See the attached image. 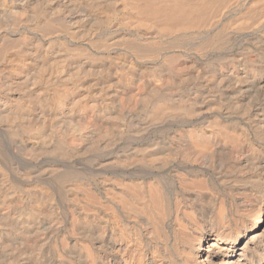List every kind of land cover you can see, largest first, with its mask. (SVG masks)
<instances>
[{
  "label": "bare ground",
  "instance_id": "1",
  "mask_svg": "<svg viewBox=\"0 0 264 264\" xmlns=\"http://www.w3.org/2000/svg\"><path fill=\"white\" fill-rule=\"evenodd\" d=\"M7 1L0 264H264V21L246 26L245 54L226 51L212 70L206 58L235 40L206 20L226 0H12L5 10ZM181 45L191 56L173 53ZM220 120L253 129L254 142L240 131L218 138L208 126ZM193 122L207 127L182 129ZM170 127L155 148L135 146ZM125 145L132 154L115 157ZM189 165L203 174L171 179V200L151 179L123 183ZM29 168L47 191L27 190ZM87 171L117 180L100 195L82 185L86 202H67L64 188Z\"/></svg>",
  "mask_w": 264,
  "mask_h": 264
},
{
  "label": "rangeland",
  "instance_id": "2",
  "mask_svg": "<svg viewBox=\"0 0 264 264\" xmlns=\"http://www.w3.org/2000/svg\"><path fill=\"white\" fill-rule=\"evenodd\" d=\"M236 0H226L225 2H224V4H222L221 5V7L219 6L215 11H212V13L211 14H209V16L206 18V20L208 21L207 23H210V22H213V21H216L217 20V27H218V29H220L221 27V30L224 32V33H222L223 34V36L225 37V35L227 34V36H233V35H235V36H233V38H235V40L233 39L230 43H228V45L227 44H225V45H222L219 49H217V50H215V51H218L217 52V54L215 53V52H213V53H211L210 55L212 56H208L207 58H206V61H205V63L212 69V70H217V69H219V68H224L225 67V65H226V63L227 62H229L228 61V58L226 57V55L228 54V52L229 51H231V53H229V54H232V55H242L243 54V52H244V54L247 52V50L250 48V47H248V45H246L247 44V42H246V40H244L245 38H244V34H245V32H247V31H245L246 30V28L247 27H251L252 28V26L253 27H255L254 25H258V24H260L262 21H264V14L262 13V12H264V5L263 4H261V3H263V2H261L260 3V1L258 2V3H256L255 2V4H254V6H252L251 7V4L250 5H247L245 8L243 7H237L235 4H236V2H235ZM262 1V0H261ZM8 2V1H7ZM5 3V10H9V7L11 8L13 5H15L14 4V2L11 0L10 2H8V3ZM228 3V4H227ZM235 3V4H234ZM233 4V5H232ZM230 5V6H229ZM8 7V8H7ZM232 7H233V9L235 10H233L232 9ZM238 8V9H236V8ZM248 7V8H247ZM221 9V10H220ZM242 9V10H241ZM249 9V10H248ZM254 9V10H253ZM237 10V11H236ZM241 10V11H240ZM245 10H246V12H245ZM217 11V12H216ZM219 11V12H218ZM241 12V13H240ZM243 12V13H242ZM1 13H2V11H1ZM246 13H248L247 15H248V17H246L247 15H245ZM249 13H250V15H249ZM240 14V15H239ZM243 14V15H242ZM253 14V15H252ZM122 15V13L121 14H119V16H121ZM256 15H258V16H256ZM263 15V16H262ZM237 16V17H236ZM251 16V18H249ZM256 16V17H255ZM261 16V17H260ZM6 16H2V14H1V22H0V28L2 29H0V47H6V44H8L9 43V40L8 39H10V41L12 40V39H14V36H12L11 38H7V37H10V36H7L6 35V33H5V30H7L8 29V27H6V25L4 26L3 25V23L2 22H5L6 20H7V18H5ZM219 19H218V18ZM255 17V18H254ZM263 17V18H262ZM242 18V19H241ZM259 18V19H258ZM262 19V21H260L261 19ZM211 19V20H210ZM239 19V20H238ZM250 20H252L251 22H250ZM257 20H259V21H257ZM241 21V22H240ZM254 21V22H253ZM257 21V23H255ZM236 22V23H235ZM248 22V23H247ZM222 23V24H221ZM240 23V24H239ZM254 23V24H253ZM27 25H29V24H23V25H16L17 27H14V29H15V31H16V33L18 32V31H23L24 29H27ZM238 25V26H237ZM256 25V26H257ZM247 26V27H246ZM220 27V28H219ZM16 28H17V30H16ZM23 28V29H22ZM242 28H243V30H242ZM20 29V30H19ZM241 29V30H240ZM9 30V29H8ZM227 30V31H226ZM237 30H239V31H237ZM241 31H242V34H241ZM245 31V32H244ZM237 32V33H236ZM228 33H230V34H228ZM233 33V34H232ZM239 33V34H238ZM237 34V35H236ZM3 35V36H2ZM4 35H5V37H4ZM241 35H243V36H241ZM7 36V37H6ZM1 37L3 38V39H1ZM224 37L222 38H220V39H224ZM7 40H6V39ZM242 38H244V39H242ZM6 41H8V42H6ZM5 42V43H4ZM229 44H231V45H229ZM3 45V46H2ZM223 46L227 49H225V48H223ZM228 46V47H227ZM230 46V47H229ZM246 49H245V48ZM224 50H223V49ZM248 48V49H247ZM172 50H173V53L174 54H176V55H179L180 54V56H182V59H186V57L188 56H191V54H192V51H193V47L191 46V45H181L180 47H174V49L172 48ZM176 50H178V51H176ZM227 51V54L225 53ZM243 51V52H242ZM179 53V54H178ZM237 53V54H236ZM182 54H184V55H182ZM214 54V55H213ZM225 54V55H224ZM222 57V58H221ZM210 58V59H209ZM214 61V62H213ZM224 61V62H223ZM223 62V63H222ZM209 63V64H208ZM212 63V64H211ZM218 63H219V65H218ZM222 65V66H221ZM219 66V67H218ZM211 124V122H208V124ZM219 123V124H218ZM228 123H231V121L230 122H228ZM226 121L224 122V121H222V120H220L219 122H217L216 123V126H219V128L218 127H216V126H214V125H211V126H208V128L210 129V131H213V133L214 134H216L217 135V137L218 138H224L225 137V135H227V138L228 139H232V138H235L236 136H238L239 134V136H241V133H242V136H243V138H245V139H248V141H250L251 140V142L253 141L254 142V140H255V138H256V135L254 134V132H253V129H249V128H246V127H244V126H242V125H239L238 123H234L233 124V128L228 124ZM191 123H187V126H185V127H182V129L183 130H185V131H193V130H197V129H199V128H205V127H207V124L205 123L204 125H203V123H201V122H199V123H194L193 122V124H191ZM202 124V125H201ZM189 125V126H188ZM223 125H224V127H223ZM222 126V128L223 129H225V131L223 130V129H221L220 127ZM236 126V127H235ZM189 129H188V128ZM198 127V128H197ZM212 127V128H211ZM226 127V128H225ZM228 127V128H227ZM171 128V129H170ZM170 128H167V130L164 132V131H161V132H159V133H155L154 135L153 134H150V135H147L146 136V139L145 140H136L134 143L136 144L135 146L136 147H138V148H142V149H144V148H147V149H151V148H155L157 145V143L158 142H160V141H164V142H166L167 140H169V139H171V138H173V136H174V134H175V132H177V131H175L177 128L175 127H170ZM219 130H218V129ZM229 128H230V130H229ZM240 128V129H239ZM242 128H243V131H242ZM191 129V130H190ZM239 129V130H238ZM169 130V131H168ZM171 130V131H170ZM228 130V131H227ZM231 130H234V133H233V131H231ZM238 130V131H237ZM245 130H246V132H245ZM251 130V131H250ZM168 131V132H167ZM175 131V132H174ZM230 131H231V133H230ZM241 133H240V132ZM222 134H221V133ZM173 133V134H172ZM219 134V135H218ZM225 134V135H224ZM247 136H246V135ZM252 134L254 135V137L252 136ZM234 135H236V136H234ZM230 136H233V137H231L230 138ZM242 136H241V138H242ZM170 137V138H169ZM247 137V138H246ZM250 137V138H249ZM157 138V139H156ZM168 138V139H167ZM220 138V139H221ZM254 138V139H253ZM165 139V140H164ZM167 139V140H166ZM155 142H156V144H155ZM155 144V145H154ZM129 146H131L132 147V145H125V146H123L121 149H122V152H121V149L120 148H118V149H116L117 151H116V155H114L115 157H129L131 154H132V151L130 150H127V149H131V147H129ZM135 146H133L132 148H134ZM150 146H152V147H150ZM154 146V147H153ZM148 147H150V148H148ZM125 152H124V151ZM119 151V152H118ZM124 152V153H123ZM123 153V154H122ZM129 153H131V154H129ZM129 155V156H128ZM174 168V169H173ZM191 166L189 165V168H185L184 170H182V171H184L183 173H182V171H177L176 170V167H169V171H167L166 173L167 174H162V175H160V174H158L157 176H146V179H145V177H138V176H133V177H131V176H129V175H126V176H124V179H123V183H126L125 181H127V183H129V181H130V183L131 184H133V183H136V184H133V185H138V184H141L142 186H146V185H148L149 183L148 182H150V179H151V183H155V181L157 182V183H159V185H161L162 186V189H166V194H167V197L171 200V199H173L172 197H171V194L169 193V192H167L168 190L169 191H171V189H170V186H171V184H173V180L176 178L177 179V176L178 175H182V174H185V175H183L185 178H187L188 180H193V178L195 179L197 176L199 177L200 176V174H203V173H201V172H199L197 169H195V168H192V170H191ZM187 169H190V170H188L187 171ZM31 170V171H30ZM37 171V168H29L28 170L27 169H24V171H26V172H28L29 171V173H30V175H29V177H28V181L31 183V185H29L28 186V188H27V190H29L30 188L31 189H33V190H38L39 188V190L41 191H47L48 190V188L46 189V187H47V184H44L43 182L41 183V181H39V180H37V176H38V174H40V173H38V171H37V173L36 174H34L36 171ZM198 171V173H197V171ZM191 171V172H190ZM193 171H196V172H193ZM91 172V173H90ZM87 171V172H79L78 174H80V175H78V177H77V173L76 174H74L73 175V180L72 181H69L68 182V187H65L64 188V194H63V199H65L67 202L68 201H70V202H72V200H76L77 199V201H75L76 202V204H78V202L79 203H81V202H83V203H85L86 202V200H87V198H86V196H85V194H83L82 192H81V190H82V187L84 186V185H89L90 184V186L91 187H93V189L94 190H96L97 192H98V194L100 195L101 194V192L102 191H99L98 190V188H103V186H105V184H107L108 182L107 181H109V183H113V181H115V180H117V179H115V176H113L110 172V174L108 173V172H94V171ZM94 172V173H93ZM186 172V173H185ZM194 174H193V173ZM33 173V174H32ZM85 173V174H84ZM101 173H103V174H101ZM173 173H177L176 175L175 174H173ZM188 173H189V175H188ZM87 174V175H86ZM99 174L100 175H102V176H99ZM34 175H36V176H34ZM85 175V176H84ZM91 175V176H90ZM112 175V176H111ZM135 175H138V174H135ZM188 175V176H187ZM191 175V176H190ZM107 176H109V178L107 177ZM140 176V175H139ZM163 176V177H162ZM81 179H80V178ZM84 179H83V178ZM136 178V181H135V178ZM160 177H162V178H160ZM165 177V178H164ZM175 177V178H174ZM193 177V178H192ZM34 178V179H33ZM86 178V179H85ZM100 178V179H99ZM138 178H140V179H138ZM147 178H148V181H147ZM167 178V179H166ZM174 178V179H173ZM112 181H111V180ZM126 179V180H125ZM144 179V180H143ZM162 179H163V181H162ZM169 179H170V181H169ZM171 179H172V181H171ZM36 180V181H35ZM77 180V181H76ZM139 180V181H138ZM154 180V181H153ZM165 180L167 181V182H165ZM210 181H212L211 179H209ZM35 181V182H34ZM132 181V182H131ZM138 181V182H137ZM177 181V183L179 182L178 180H176ZM38 182H40V183H38ZM97 182H98V184H97ZM100 182V183H99ZM103 182V183H102ZM164 182H165V184H164ZM75 183L77 184L78 183V185H75ZM170 183V184H169ZM210 183V185H209V190H210V192L212 193V191H213V193L212 194H220L221 192H222V190L220 189V187H218V185L216 184L215 185V183H216V181H212V182H209ZM35 184V185H34ZM94 184V185H93ZM169 184V185H168ZM71 185V186H70ZM83 185V186H82ZM97 185V186H96ZM214 185V186H213ZM31 186V187H30ZM37 188H36V187ZM96 186V187H95ZM33 187V188H32ZM39 187V188H38ZM41 187H42V189H41ZM73 187V188H72ZM78 187H79V189H78ZM75 188V189H74ZM214 188V189H213ZM217 188V189H216ZM44 189V190H43ZM69 189V190H68ZM74 189V190H73ZM71 191V192H70ZM72 191H73V193H72ZM71 193V194H70ZM103 193V192H102ZM170 194V195H169ZM76 195H79V196H76ZM25 196L28 198L29 197V194L28 193H25ZM69 196V197H68ZM76 196V197H75ZM72 197V198H71ZM74 197V198H73ZM81 197V198H80ZM79 198L80 199H82V200H79ZM69 199V200H68ZM75 205V204H74ZM202 245V244H201Z\"/></svg>",
  "mask_w": 264,
  "mask_h": 264
}]
</instances>
